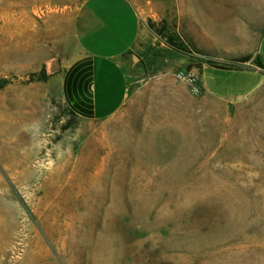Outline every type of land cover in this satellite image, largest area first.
<instances>
[{
  "label": "rangeland",
  "instance_id": "1",
  "mask_svg": "<svg viewBox=\"0 0 264 264\" xmlns=\"http://www.w3.org/2000/svg\"><path fill=\"white\" fill-rule=\"evenodd\" d=\"M83 1L0 0V264H264V87L232 105L200 87L227 102L259 87L202 66L254 58L262 15L126 0L142 33L125 101L84 121L49 79Z\"/></svg>",
  "mask_w": 264,
  "mask_h": 264
},
{
  "label": "crops",
  "instance_id": "2",
  "mask_svg": "<svg viewBox=\"0 0 264 264\" xmlns=\"http://www.w3.org/2000/svg\"><path fill=\"white\" fill-rule=\"evenodd\" d=\"M252 4L264 19V0H240ZM142 28L126 0H84L72 22L74 50L60 70L49 74L63 104L84 121H104L123 105L128 86V60L136 53ZM254 56L264 66V24ZM237 70L251 74L259 87L251 94L227 102L200 80L202 91L227 104H237L264 87V71L253 65V56ZM208 66H202L205 68ZM201 68V69H202ZM201 73V71H200ZM201 78V74H200ZM251 88V89H252ZM247 92H250L248 90Z\"/></svg>",
  "mask_w": 264,
  "mask_h": 264
},
{
  "label": "trees",
  "instance_id": "3",
  "mask_svg": "<svg viewBox=\"0 0 264 264\" xmlns=\"http://www.w3.org/2000/svg\"><path fill=\"white\" fill-rule=\"evenodd\" d=\"M248 60H249V57L248 56H244V57H240V58H237V59H233L231 61V63L229 65H227V66H225V65H215V64L210 63V62H207V66L211 67V68L219 69V70L237 71V70H240L242 64H244ZM253 65L255 67H257L258 69L264 71V66L260 63V61L258 60L257 57L253 58ZM199 68H201V67H199ZM67 110L70 112V114L72 116H74L73 113L69 109H67Z\"/></svg>",
  "mask_w": 264,
  "mask_h": 264
},
{
  "label": "built area",
  "instance_id": "4",
  "mask_svg": "<svg viewBox=\"0 0 264 264\" xmlns=\"http://www.w3.org/2000/svg\"><path fill=\"white\" fill-rule=\"evenodd\" d=\"M177 78L186 82L190 87V90L193 94H198L200 91L199 86L195 82V78L190 73L179 72Z\"/></svg>",
  "mask_w": 264,
  "mask_h": 264
},
{
  "label": "water",
  "instance_id": "5",
  "mask_svg": "<svg viewBox=\"0 0 264 264\" xmlns=\"http://www.w3.org/2000/svg\"><path fill=\"white\" fill-rule=\"evenodd\" d=\"M131 59L133 60V59H135V57L132 55V58Z\"/></svg>",
  "mask_w": 264,
  "mask_h": 264
},
{
  "label": "bare ground",
  "instance_id": "6",
  "mask_svg": "<svg viewBox=\"0 0 264 264\" xmlns=\"http://www.w3.org/2000/svg\"><path fill=\"white\" fill-rule=\"evenodd\" d=\"M194 3L197 2V0H192Z\"/></svg>",
  "mask_w": 264,
  "mask_h": 264
}]
</instances>
